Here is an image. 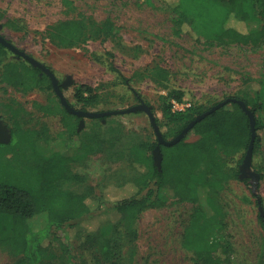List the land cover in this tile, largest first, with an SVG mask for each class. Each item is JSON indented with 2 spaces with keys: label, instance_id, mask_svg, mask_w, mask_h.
Segmentation results:
<instances>
[{
  "label": "rangeland",
  "instance_id": "rangeland-1",
  "mask_svg": "<svg viewBox=\"0 0 264 264\" xmlns=\"http://www.w3.org/2000/svg\"><path fill=\"white\" fill-rule=\"evenodd\" d=\"M173 0H72V9L62 0H0L1 34L17 48L24 50L44 63L59 81L69 79L64 96L76 108H81L73 92L81 84L94 88L100 94V102L90 111L123 109L140 101L151 105L154 113L165 122L160 108V96L166 89L148 77L153 66L165 68L168 87L182 90V102L205 107L236 95L245 86L260 88L264 84V45L222 43L206 44L188 29L180 34L173 31L175 14L170 8ZM249 19L245 23L249 31L264 26V9L249 0ZM83 13L101 22L109 18L113 32L105 40H89L87 43L61 47L48 37L49 28L56 22ZM111 53L112 56L107 54ZM0 72L6 60H15L6 51L0 58ZM22 65L28 64L20 60ZM114 65L129 79L121 82L118 74L110 69ZM28 89H11L0 82V116L8 118L1 104L12 98L22 104L28 113L21 118L23 126L42 133L36 139L35 148L21 143L13 153L6 155L13 164H34L42 155L53 151L71 155V173L80 175L79 180H61L60 186L74 192L97 195L107 183L124 180L133 174L125 154L127 146L136 141H155V134L148 116L142 111L118 113L100 118H85L79 136L106 139L101 148L78 154V136L69 135L63 125L58 98L52 89L43 84ZM133 90L140 95L135 98ZM50 105L55 111L43 113L35 106ZM173 109V108H172ZM264 122V107L257 111ZM66 120L77 122L74 117ZM8 121V119H7ZM9 122V121H8ZM264 139V130L260 131ZM75 142V143H74ZM114 142V146L110 144ZM240 154L227 160V167L237 164ZM241 163V162H240ZM239 163V164H240ZM261 168L264 175V144L252 159L251 168ZM230 178L219 192L200 188L195 202H179L167 187L158 192V205L144 210L135 222V264H191L194 247L210 243L219 251L224 241L234 249L237 264H264V228L257 217L255 198L250 193V181ZM133 192L125 185L109 187L107 199H118ZM264 208V176L258 180V189ZM105 212V211H104ZM84 221L85 229L95 230L101 221L114 218L113 211ZM46 224L45 215L38 214L29 220L31 230ZM186 232H189L187 234ZM66 228L53 229L48 237L56 258L51 264H69L64 251ZM1 234V233H0ZM72 239L73 261L77 264H97L93 250H82L79 243L85 234H77L76 228L68 230ZM76 235V236H75ZM74 239V240H73ZM126 254V251H125ZM13 258L0 251V264H9ZM65 262V263H64Z\"/></svg>",
  "mask_w": 264,
  "mask_h": 264
},
{
  "label": "trees",
  "instance_id": "trees-1",
  "mask_svg": "<svg viewBox=\"0 0 264 264\" xmlns=\"http://www.w3.org/2000/svg\"><path fill=\"white\" fill-rule=\"evenodd\" d=\"M253 1L264 9V0ZM62 3L70 9L73 7L72 0H62ZM249 4V0H173L170 4L175 14L173 31L180 34L188 29L196 39L209 45H264V26L252 31L245 27L250 15ZM112 32L113 23L109 18L98 22L78 13L75 17L53 24L48 30V37L61 47H73L89 40H105ZM5 52L4 46L0 44V58ZM107 55L112 56L109 52ZM109 67L118 74L122 83L128 85V78L114 65L110 64ZM168 74L160 66H153L148 71V77L166 89V94L160 96V108L165 122H160L152 109L164 139L176 136L197 114L217 103L208 107L197 104L189 105L183 110H173L172 100L182 102L184 93L168 87ZM0 80L22 87L23 90L43 83L45 88L52 89L46 75L40 77L37 68L32 65L27 67L17 61L2 64ZM133 92L135 98L141 100L138 92ZM73 96L82 104V109L88 110L100 102L101 95L91 86L81 84L73 92ZM230 97L242 100L254 114L253 159L264 144L260 134L264 130V122L257 115V111L264 107V84L256 89L245 86ZM58 103L65 131L79 137L76 142L78 154L100 149L106 139L98 134L99 141L96 143L94 137H80L75 122L66 120V117L74 116L65 110L59 100ZM2 106L9 115L11 137L6 143L0 142V251L13 258L9 264L53 263L56 254L48 237L53 229L63 227L66 228L64 251L69 264H77L72 260L75 257L71 252L74 243L68 234V230L72 228H76L77 234H85L79 245L82 250H93V260L97 264H135V222L144 210L159 204L158 192L167 187L177 201L195 202L200 188L214 193L221 191L228 179H239L238 166L251 138L247 114L238 102L229 101L197 121L178 142L171 145L160 144V170L153 164L152 159L156 137L152 142L130 143L126 153L117 150L116 153L125 154L129 159L133 174L127 179L105 184L97 195L92 196L88 192L77 193L60 186L61 180L80 178V175L71 173L69 169V164L74 159L71 155L53 151L42 155L34 164H23L20 167L6 158L21 143L26 142L31 148H35V141L42 133L23 126L21 118L28 113L20 103L17 106L13 102L3 103ZM35 106L43 113L55 111L50 105ZM110 144L114 146V142ZM236 154H240L237 164L227 167V160ZM254 167L262 178L264 175L261 168L256 165ZM241 180L247 183L246 178ZM125 185L131 186L133 192L114 200L106 198L109 187L120 188ZM249 190L257 205L259 193L253 194ZM260 199L262 200L261 197ZM106 211H113L114 218L101 221L95 230L85 229L84 221L108 213ZM38 214L45 215L46 224L33 231L29 220ZM257 217L264 228V215L257 213ZM219 249L217 251L211 248L210 243L198 244L194 247L191 264H237L233 257V246L229 241L222 242Z\"/></svg>",
  "mask_w": 264,
  "mask_h": 264
},
{
  "label": "water",
  "instance_id": "water-1",
  "mask_svg": "<svg viewBox=\"0 0 264 264\" xmlns=\"http://www.w3.org/2000/svg\"><path fill=\"white\" fill-rule=\"evenodd\" d=\"M0 27H1V23H0ZM0 43L3 44L4 46H6L8 49H10L14 54L17 55V57L22 56L33 67L40 68L41 71L44 72L49 77V79L51 81L52 88H53L54 92L56 93V95L58 96L59 101L63 105L65 110L68 113H71V114H74V115H77L80 117L78 124H77V131H79L80 128L83 126L85 118H101V121L104 122L105 116H111V115H115L118 113H129V112H137V111H142V112L146 113V115L148 116V119H149V123L152 127V130H153L155 137H156V140H157V143L155 144V146L152 149V159H153V164L157 167L158 170L161 169V159H162L160 144L171 145V144L178 142L188 132V130L190 128H192V126L197 121H199L200 119H202L203 117L208 115L210 112L221 107L222 105H224L225 103H227L229 101L238 102L248 116L250 129H251V138H250L249 145L247 147V150L243 156L241 163L238 166V169H239L238 177H239V179L248 178L250 181V189H251L252 193L253 194L257 193L258 180L260 178V175L256 170H253L251 168L252 148H253V140H254V136H255V127H254L255 117H254L253 112L245 105V103L242 100H237V99L232 98V97H226L225 99L220 100L217 103L213 104L210 108L203 111L202 113L197 114L176 136H174L171 139H164L160 130H159V127L155 121V116L153 114L151 105L146 104L143 101H140L137 104H134L132 106H129V107L123 108V109L90 111V110H85V109H80V108L79 109L74 108L69 103L67 98L64 96L62 89H61V87L65 88L69 83H71L68 78L65 79L64 81H62V83L60 85L58 82V79L55 77L54 73L48 67H46L42 62L35 59L33 56H30L29 54H27L23 50L17 48L13 43L7 41L1 35H0ZM10 136H11V133H10L9 127L0 119V142H2V143L8 142L10 139ZM256 202H257L258 213L261 216L264 215V208H263L262 201H261L260 197H257Z\"/></svg>",
  "mask_w": 264,
  "mask_h": 264
},
{
  "label": "flooded vegetation",
  "instance_id": "flooded-vegetation-1",
  "mask_svg": "<svg viewBox=\"0 0 264 264\" xmlns=\"http://www.w3.org/2000/svg\"><path fill=\"white\" fill-rule=\"evenodd\" d=\"M2 23H1V27H0V35L3 37V38H5L7 41H9V42H11L8 38H6V37H4L2 34H1V29H2ZM12 43V42H11ZM1 44V43H0ZM1 45H3V44H1ZM4 46V45H3ZM4 48H5V50L6 51H10V52H12L10 49H8L6 46H4ZM22 50V49H21ZM24 51V50H23ZM25 52V51H24ZM13 53V52H12ZM14 54V53H13ZM28 54V53H27ZM30 55V54H29ZM14 56H15V60H6L5 62H7V61H17V62H21L20 60H24L28 65H27V67L29 66V65H31V64H29L28 63V61L25 59V58H23L22 56H19V57H17V55L16 54H14ZM31 56V55H30ZM44 64V63H43ZM45 65V64H44ZM46 66V65H45ZM46 67H48V66H46ZM35 68H37L38 69V75L41 77L42 75H46L44 72H42L41 71V69L40 68H38V67H35ZM49 68V67H48ZM50 69V68H49ZM51 70V69H50ZM47 76V75H46ZM48 77V76H47ZM49 78V77H48ZM50 80V79H49ZM0 82L3 84V86H5V87H10L11 89H15V88H18V89H23L22 87H15V86H12V85H9V84H7V83H5V82H2L1 80H0ZM58 82H59V84L61 85V83H62V81H59L58 80ZM50 83H51V81H50ZM52 86V85H51ZM33 88V87H32ZM66 88V87H65ZM65 88H63V87H61V89H62V92L64 91V89ZM28 89V88H27ZM33 89H36V88H33ZM52 90H53V88H52ZM53 92H54V90H53ZM55 93V92H54ZM56 94V93H55ZM57 96V95H56ZM57 98H58V96H57ZM58 100H59V98H58ZM68 100V99H67ZM69 101V100H68ZM11 102H13L16 106L17 105H19V102H16L14 99H12V98H9V99H7V102H4V103H11ZM60 102V101H59ZM69 103L72 105V103L69 101ZM2 105V104H1ZM21 106H22V104H20ZM63 106V105H62ZM73 106V105H72ZM3 107V106H2ZM74 107V106H73ZM74 108H76V107H74ZM5 109V108H4ZM79 109V108H78ZM80 109H82V108H80ZM71 114V113H70ZM73 116H74V118H75V121L78 123V121H79V119H80V117L79 116H77V115H74V114H72ZM0 119L9 127V129H10V133H11V122H8L7 121V119H9V116H8V118L5 120L2 116H0ZM11 137V136H10ZM10 140V139H9Z\"/></svg>",
  "mask_w": 264,
  "mask_h": 264
},
{
  "label": "built area",
  "instance_id": "built-area-1",
  "mask_svg": "<svg viewBox=\"0 0 264 264\" xmlns=\"http://www.w3.org/2000/svg\"><path fill=\"white\" fill-rule=\"evenodd\" d=\"M190 104L184 102H177L172 100V108L173 110H183L184 108L188 107Z\"/></svg>",
  "mask_w": 264,
  "mask_h": 264
}]
</instances>
